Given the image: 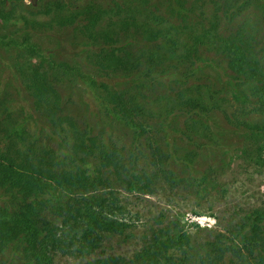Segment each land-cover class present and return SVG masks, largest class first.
I'll list each match as a JSON object with an SVG mask.
<instances>
[{
	"label": "trees",
	"instance_id": "1",
	"mask_svg": "<svg viewBox=\"0 0 264 264\" xmlns=\"http://www.w3.org/2000/svg\"><path fill=\"white\" fill-rule=\"evenodd\" d=\"M73 1L0 0V24L16 26L25 6L52 13L43 24L22 14L23 27L0 30V60L15 83L0 81V253L12 251L0 264L15 254L18 264H52L57 254L93 256L84 264H264L263 204L233 209L197 243L175 219L129 258L97 254L132 226L122 190L182 183L201 204L226 192L219 177L236 157L264 167V0H89L70 9ZM46 30L82 46L84 64L52 57L34 40ZM68 87L84 91L79 102ZM248 112L263 117L240 116ZM202 150L209 161L196 171Z\"/></svg>",
	"mask_w": 264,
	"mask_h": 264
},
{
	"label": "rangeland",
	"instance_id": "2",
	"mask_svg": "<svg viewBox=\"0 0 264 264\" xmlns=\"http://www.w3.org/2000/svg\"><path fill=\"white\" fill-rule=\"evenodd\" d=\"M23 1L26 5L31 3L36 4L37 2V0ZM87 1L89 0H74L73 4L68 6L70 9H74L75 7L79 8L86 4ZM95 1L97 3L102 2V5L106 7V0ZM26 8L25 6L23 10L18 9L16 12L18 16L17 19H15L16 26L8 23L0 24L1 32L9 35L11 31L15 30L17 27H23L20 20L22 14L27 15L35 23L43 24L50 22L52 13L33 15L26 13ZM211 9L212 6L209 3L204 6L206 13H210ZM254 16H256L254 8L250 7L244 12V18L248 20L249 24H252ZM113 17H115V15ZM107 21L108 17L105 16L100 23L105 25ZM53 31L56 33L55 30ZM53 31L46 30L43 32L39 31L38 33L35 31L38 36H34V40L49 51L51 50L53 53L52 57L55 59H66L70 62L76 61L83 65L86 54L80 52L82 46L72 45L64 37L59 41V39L54 37L55 34H53ZM217 70L211 68V66L206 68L207 73L212 75L215 79L219 75ZM3 78H5L8 83H14V78L9 68H6L0 60V81ZM215 83L217 82L215 81ZM216 85L214 84V87H216ZM68 89L67 93L71 95L72 101L79 102L84 91L76 87H68ZM250 106L252 105L248 104V107ZM70 107H73L75 110L78 109L77 105L74 104H70ZM225 108L227 110L233 109L227 107V105H225ZM240 116L245 120H251L253 122L261 120L263 117V115L255 112H248ZM212 117L217 123L224 124L221 112H213ZM28 126L32 129L35 128L36 124L34 118L31 117L29 119ZM124 141L128 142L127 139ZM261 143V145H263L261 156L264 159V142ZM191 147L193 148L194 146L191 145ZM184 151L186 150L182 149L180 152L183 153ZM201 152L202 153L195 158L196 171H202L209 161L210 156H208L207 150H202ZM254 167V165L246 162L244 158L236 157L231 162L230 168L227 170L225 169L219 177V181L226 188V192L222 194L218 192L215 195L210 194L208 196L210 200L200 201V203L202 202L201 204H197L195 194L181 185L182 183L172 185L169 183L162 184L153 194L131 193L122 190L121 200L127 208L128 218L132 226L124 235H110L106 237L97 254H115L129 258L140 249L151 229L163 225H170L171 221L175 219L178 220L179 226L189 233L196 243L198 241H203L210 234L211 230L220 228V221L226 218L233 209H237L236 211L241 212L261 206L262 204L264 205V167L257 170H255ZM188 169H192V166L188 167ZM197 217H201L198 218L200 219L199 221ZM208 218L214 219V222L211 223L210 226L207 225L206 219ZM11 253L12 251L10 248L0 253V260L11 258ZM87 258L57 254L52 264H84ZM18 262L19 259L15 254V258L11 260L10 264H18Z\"/></svg>",
	"mask_w": 264,
	"mask_h": 264
},
{
	"label": "built area",
	"instance_id": "3",
	"mask_svg": "<svg viewBox=\"0 0 264 264\" xmlns=\"http://www.w3.org/2000/svg\"><path fill=\"white\" fill-rule=\"evenodd\" d=\"M198 218H201V217H197V220L199 221L200 219H198ZM207 220V225H211V223H213L214 222V219L213 218H208V219H206Z\"/></svg>",
	"mask_w": 264,
	"mask_h": 264
}]
</instances>
